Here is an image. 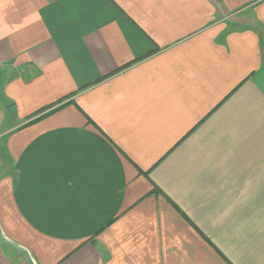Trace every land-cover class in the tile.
<instances>
[{"label": "crops", "instance_id": "obj_1", "mask_svg": "<svg viewBox=\"0 0 264 264\" xmlns=\"http://www.w3.org/2000/svg\"><path fill=\"white\" fill-rule=\"evenodd\" d=\"M0 229L35 264H264V0H0Z\"/></svg>", "mask_w": 264, "mask_h": 264}, {"label": "water", "instance_id": "obj_2", "mask_svg": "<svg viewBox=\"0 0 264 264\" xmlns=\"http://www.w3.org/2000/svg\"><path fill=\"white\" fill-rule=\"evenodd\" d=\"M0 241L4 244L10 246L11 248L15 249L19 253H21L27 264H35L30 253L28 252V250L26 248H24L23 246L11 241L6 236H4L1 229H0Z\"/></svg>", "mask_w": 264, "mask_h": 264}, {"label": "trees", "instance_id": "obj_3", "mask_svg": "<svg viewBox=\"0 0 264 264\" xmlns=\"http://www.w3.org/2000/svg\"><path fill=\"white\" fill-rule=\"evenodd\" d=\"M41 116H42V115H39L37 118H39V117H41ZM37 118H36V119H37Z\"/></svg>", "mask_w": 264, "mask_h": 264}]
</instances>
